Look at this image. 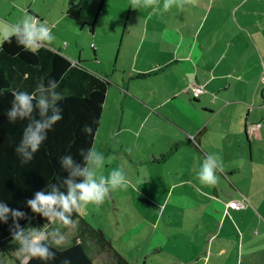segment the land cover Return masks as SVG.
Returning <instances> with one entry per match:
<instances>
[{
  "label": "crops",
  "instance_id": "1",
  "mask_svg": "<svg viewBox=\"0 0 264 264\" xmlns=\"http://www.w3.org/2000/svg\"><path fill=\"white\" fill-rule=\"evenodd\" d=\"M161 1L156 10L149 7L145 12L137 43L129 55V68L114 83L116 91L112 95V83L106 74L83 67V73L72 70L63 76L79 80L67 79V84L78 82L85 87L103 76L109 80L92 147L105 157L103 175L119 168L129 181L127 188L111 191L108 198L115 222L131 225L127 207L140 208L143 211L138 212L134 223L150 226L152 234L162 233L158 228L165 214L166 226L172 228L169 232L166 228L168 236L163 238L173 242L186 237L182 232L188 229L186 221L191 220V225L192 219L198 218L189 213L192 206L220 215L219 221L213 222L216 224L221 219L225 222L231 209L232 235L215 232L203 216L208 229H201V242L197 231L196 245L170 254L166 263L264 264V216L259 206L227 193L220 179L215 185L206 186L197 178L203 161L199 150L204 156L215 153L223 158L224 171L217 173L219 178L225 176V171L237 169L230 168L227 160L236 158L233 149L241 152L242 145L234 142L224 124L235 122L244 131L247 117L257 118L254 109L259 107L258 92L260 87L264 89V0H187L182 8L173 6L169 11H163ZM34 2L0 0V21L14 24L27 13L42 22L43 14L33 8ZM5 4L7 10L3 9ZM99 49L98 45L93 52ZM139 73L149 74L136 77ZM149 78L153 80L151 85L135 82ZM253 80L254 84L250 82ZM190 85H199L204 92L194 98L185 89ZM262 95L264 104L263 92ZM107 102L110 114L103 118ZM236 106L239 110L234 111ZM257 132L254 130L245 141L251 154ZM231 143L233 149L228 148ZM237 200H244L245 207L232 209L229 203ZM90 213L95 215L92 210ZM244 213L250 216H243ZM80 216L102 233V238L96 235L88 241L93 264H116L117 256L132 264L124 253L112 248L101 223H91L88 217ZM76 227L77 223L73 228ZM153 239L151 235L148 241ZM162 252V248L155 250Z\"/></svg>",
  "mask_w": 264,
  "mask_h": 264
},
{
  "label": "rangeland",
  "instance_id": "2",
  "mask_svg": "<svg viewBox=\"0 0 264 264\" xmlns=\"http://www.w3.org/2000/svg\"><path fill=\"white\" fill-rule=\"evenodd\" d=\"M25 1H35L33 8L38 9L35 10L43 14L41 17L44 23H47L49 27L53 25L51 31L56 37V40L50 45L51 48L54 50L60 49L63 54L74 61H76L77 58L81 59L82 62L80 64L89 72L106 74L109 77L110 83H112L109 86V95H112L116 91L114 83L117 82L116 80L119 81L123 72H126L129 68V55L137 43L142 26V19L148 8L141 7V9H133L131 7V0ZM163 2L164 0L161 1L160 7ZM3 9H8L6 4ZM26 15L28 14L26 13ZM91 28L92 31H90ZM238 34H240V32ZM98 45L100 49L97 53H94L93 51L96 48L98 49ZM135 82L153 84L152 78L148 80H135ZM250 82L254 84L255 80ZM261 82L264 83V77L261 79ZM262 92L264 93V89L260 87L257 99L259 107L254 109V111L257 110V118L255 119V115H250L246 120L247 125L251 123L256 124L255 122L261 124L256 128L258 130V132L255 133L257 134V140L253 138L252 154L251 147L245 142L248 136L243 131V127H238L235 122L224 124L227 132L232 135L234 142L239 141L241 143L242 150L238 152L237 149H233L232 143L228 146L229 149H233L237 157L229 158L227 163L230 168H236L237 166V169L225 171V178L223 177L225 181L222 177L219 179L227 193L230 192L233 197H244L248 203H255L259 206V212L264 216V109L260 106L262 105L264 107L262 103ZM108 103L109 102L105 105L103 118L105 115L110 114V112H108ZM237 110H239L238 106H236L234 111ZM243 114H246L245 110ZM250 135L251 133L249 136ZM239 158H241V160H239ZM235 160H237L236 163L234 162ZM221 194L223 193L221 192ZM226 197L228 199L230 198L229 196ZM184 205L182 204V206ZM214 207L219 209L220 205H215ZM184 208L178 209L182 211ZM90 210L94 211L95 215L91 214ZM141 211L143 210L140 208H135L133 210L132 207H127L126 212L130 215L132 224L127 226L122 224L117 225L114 218L112 203L110 199H106L104 203L99 206L93 204L88 205L86 210L83 213H79V215L88 217L91 223H101L105 234L108 239L110 238L111 240L112 248L119 253H124L132 264H167L166 261L170 258V254L175 252L180 253L181 251L185 252L184 249L187 246L193 248V246L196 245L197 231L199 232V240L201 242V233H203L201 229H208V223H206L208 220L210 222L209 224L214 227L215 232L220 234L227 233L228 236L233 234V232H231L234 229L233 224L229 221L232 216L234 217V213L231 209L227 212L226 221L223 222V219H221V222L216 224L213 222H218L220 215L212 213L211 209L208 210L207 208L203 209L202 207L198 208L192 206L189 213L198 216V218H193L191 225V220L186 221L189 224L188 229L185 228L182 230L186 237L177 239L173 242H169L163 238L164 236H168L166 233L172 228V226H166L167 218L165 214L163 216L164 218L160 220L158 228L161 229L162 233L152 234L149 230L150 226L146 225L142 227L134 223L135 219L138 217L135 216ZM132 214H134V216ZM94 216L96 217L94 218ZM203 216L207 218L206 222L203 221ZM243 216L249 217L250 213H244ZM195 223H198V225H195ZM36 225L42 224H34L33 226ZM53 227H60L61 231L64 230L61 226L53 225ZM65 232L66 240L63 246L71 241L70 237L74 235L76 230L72 227L66 229ZM151 235H153L154 238L152 242L148 241ZM205 240L206 238H204V241ZM181 247H183L182 250ZM146 248L150 250L146 253L142 252ZM160 248L163 249L162 254L155 253V250ZM17 250L18 248L10 247L6 252L0 254V264H21V260L17 255ZM139 255L141 256L137 258Z\"/></svg>",
  "mask_w": 264,
  "mask_h": 264
},
{
  "label": "clouds",
  "instance_id": "3",
  "mask_svg": "<svg viewBox=\"0 0 264 264\" xmlns=\"http://www.w3.org/2000/svg\"><path fill=\"white\" fill-rule=\"evenodd\" d=\"M187 0H164L163 11H169L173 6L182 8ZM133 9L159 7V0H131ZM15 39L19 46L29 51L38 50L45 45H51L56 40L47 23L37 17L25 15L14 24L0 21V47L4 42ZM59 82L55 78L42 79L36 89L13 92V100L7 113L10 121L27 120L22 138L15 151L23 162H29L47 139V133L53 126L63 119L60 102L62 94L57 91ZM36 113V115H33ZM38 117V118H37ZM85 134H93L90 124L82 127ZM82 160L78 161L72 155L61 157V167L66 175L58 176L57 182L33 192L31 198L24 201L31 213L40 216L46 222L33 226L32 216L19 207H11L0 199V223L8 225V232L12 240L18 242L17 255L21 264L30 261H51L55 259V252L51 246L62 247L66 236L60 227L72 228L76 226L73 213H83L90 204L101 205L109 198L111 191L127 188L128 179L122 169L116 168L105 176L102 169L105 157L96 148L80 149ZM109 160L112 157L108 158ZM224 171L223 158L219 154H205L197 172V178L202 185L212 186L218 182L217 173ZM26 221L21 225L20 221ZM11 221V223H9ZM62 264H70L65 260Z\"/></svg>",
  "mask_w": 264,
  "mask_h": 264
},
{
  "label": "trees",
  "instance_id": "4",
  "mask_svg": "<svg viewBox=\"0 0 264 264\" xmlns=\"http://www.w3.org/2000/svg\"><path fill=\"white\" fill-rule=\"evenodd\" d=\"M72 62L75 65H72ZM80 63L79 60L69 59L60 50H54L47 45L29 51L19 46L14 38L0 47V199L11 207H19L28 212L32 216V225L46 221L32 214L30 209L25 207L24 201L31 198L36 190H48L49 185L57 182L58 176L66 175L61 167V157L70 154L74 159L82 160L79 150L92 147L99 126L109 80L103 76L87 87L79 85L78 82L67 84V79H71L69 75L63 78L67 71H85ZM148 74L139 73L136 77ZM49 77L59 82L57 91L63 96L60 102L63 119L48 131L47 139L34 154V158L23 162L15 149L21 141L28 121L9 120L7 113L13 100L12 94L15 91L31 93L42 79ZM86 124L92 126L93 134L88 135L82 131ZM201 132L198 135H201ZM244 132L249 136L247 123ZM199 152L203 160L204 154L201 150ZM72 218L77 227L70 243L62 247L51 246L55 252L54 260L44 262L33 259L30 264H62L65 260L70 261V264H93L88 254V241L96 235L102 238L101 230L89 225L79 213H73ZM20 223L25 225L26 221L21 220ZM10 247L19 248V244L11 239L8 225L0 223V254ZM116 264L129 263L123 257L117 256Z\"/></svg>",
  "mask_w": 264,
  "mask_h": 264
},
{
  "label": "built area",
  "instance_id": "5",
  "mask_svg": "<svg viewBox=\"0 0 264 264\" xmlns=\"http://www.w3.org/2000/svg\"><path fill=\"white\" fill-rule=\"evenodd\" d=\"M72 65H75L74 62H72ZM186 90H188V92L194 97H198L200 94H202L204 92V89L199 86V85H190L189 87L185 88ZM261 124L260 123H256V124H248L247 125V131L248 133H251V131H253L254 129L258 128ZM229 206L232 209L235 210H239L245 207V203L244 200H237V201H232L229 203Z\"/></svg>",
  "mask_w": 264,
  "mask_h": 264
}]
</instances>
